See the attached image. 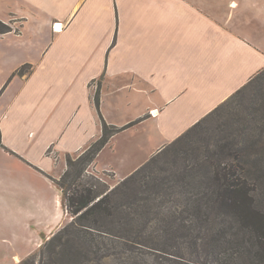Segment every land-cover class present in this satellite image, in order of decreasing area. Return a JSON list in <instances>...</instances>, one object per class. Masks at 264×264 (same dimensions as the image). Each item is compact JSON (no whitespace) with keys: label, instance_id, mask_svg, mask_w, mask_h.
Wrapping results in <instances>:
<instances>
[{"label":"crops","instance_id":"obj_1","mask_svg":"<svg viewBox=\"0 0 264 264\" xmlns=\"http://www.w3.org/2000/svg\"><path fill=\"white\" fill-rule=\"evenodd\" d=\"M0 21V264L67 223L54 180L102 121L88 168L122 181L264 72V0H0Z\"/></svg>","mask_w":264,"mask_h":264},{"label":"rangeland","instance_id":"obj_2","mask_svg":"<svg viewBox=\"0 0 264 264\" xmlns=\"http://www.w3.org/2000/svg\"><path fill=\"white\" fill-rule=\"evenodd\" d=\"M218 163L233 164L247 174L248 197L264 207V72L206 117L186 142L164 147L132 179L115 182L111 174H91L87 167L81 182L111 191L109 210L94 217L95 223L84 220L76 227H67L69 216L52 243L20 264H219L191 237L173 234L167 225L170 219L193 220L188 205L212 187L210 176ZM212 215L211 231L203 223L206 228L199 236L235 234L233 216ZM3 246L11 248L9 243ZM21 250L11 254L23 256Z\"/></svg>","mask_w":264,"mask_h":264},{"label":"trees","instance_id":"obj_3","mask_svg":"<svg viewBox=\"0 0 264 264\" xmlns=\"http://www.w3.org/2000/svg\"><path fill=\"white\" fill-rule=\"evenodd\" d=\"M9 31H11L10 27L0 21V34ZM28 69V66H24L18 70L17 74L22 75ZM95 101L98 103V95H96ZM205 119L206 117L170 145L175 146L186 142L192 131L199 127ZM117 131V128L108 126L102 121L101 137L78 158L73 159L67 156L66 171L59 180H54L62 192L63 205L68 215L72 217L67 227H76L84 220L95 223L96 218L94 217L109 210L108 199L111 191H108L107 188L103 191H96L92 185L83 184L80 179L98 152ZM153 157L145 165L151 162ZM144 166L134 173H137ZM133 174L124 181L132 179ZM210 178L213 181L212 187L202 190L200 193L202 195H196L194 201L188 205L187 213H189V217H193V220L186 222L185 219H182V221L175 223L170 219L171 222L167 225L170 226L172 233L176 235L183 233L185 237H191L190 239L196 247L200 246L201 250L209 251L215 256L219 264H264V207L257 204L254 199L252 202L248 197L251 194V189L247 185V174L237 171V167L233 164L218 163L214 166ZM220 212L234 217L237 223L235 234L225 237L215 232L209 236H199L201 229L206 228L202 226L203 223L208 225L206 232L211 231L212 214L215 216V213L220 214ZM57 235L58 233L45 244L52 243ZM165 237H167L166 240L171 241L173 239L168 234Z\"/></svg>","mask_w":264,"mask_h":264},{"label":"bare ground","instance_id":"obj_4","mask_svg":"<svg viewBox=\"0 0 264 264\" xmlns=\"http://www.w3.org/2000/svg\"><path fill=\"white\" fill-rule=\"evenodd\" d=\"M57 26V25H56ZM60 29V28H59Z\"/></svg>","mask_w":264,"mask_h":264}]
</instances>
